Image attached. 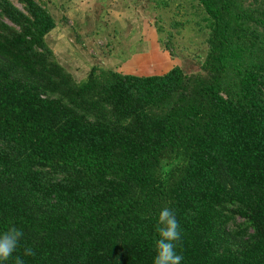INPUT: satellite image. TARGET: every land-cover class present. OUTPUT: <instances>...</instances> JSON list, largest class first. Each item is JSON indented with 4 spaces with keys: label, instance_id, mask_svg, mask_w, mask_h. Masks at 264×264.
Returning <instances> with one entry per match:
<instances>
[{
    "label": "trees",
    "instance_id": "16d2710c",
    "mask_svg": "<svg viewBox=\"0 0 264 264\" xmlns=\"http://www.w3.org/2000/svg\"><path fill=\"white\" fill-rule=\"evenodd\" d=\"M191 1L196 70L76 82L47 2L0 0V232L25 264H153L164 207L182 264H264V0Z\"/></svg>",
    "mask_w": 264,
    "mask_h": 264
},
{
    "label": "rangeland",
    "instance_id": "374dc122",
    "mask_svg": "<svg viewBox=\"0 0 264 264\" xmlns=\"http://www.w3.org/2000/svg\"><path fill=\"white\" fill-rule=\"evenodd\" d=\"M45 2L58 23L46 44L76 82L83 81L93 66L148 77L175 67L196 70L197 62L205 56V35L194 29L201 13L191 0L179 10L176 2L163 7V0ZM179 21L185 26L176 31L172 22ZM168 33L173 34L170 44L174 57L164 47Z\"/></svg>",
    "mask_w": 264,
    "mask_h": 264
},
{
    "label": "clouds",
    "instance_id": "9594fccd",
    "mask_svg": "<svg viewBox=\"0 0 264 264\" xmlns=\"http://www.w3.org/2000/svg\"><path fill=\"white\" fill-rule=\"evenodd\" d=\"M157 239L154 241L153 264H182L184 257L178 252L182 229L175 212L170 207L162 208L156 217ZM24 237L15 225L0 232V264H25L24 259L14 255ZM25 256H32V248L25 247Z\"/></svg>",
    "mask_w": 264,
    "mask_h": 264
},
{
    "label": "crops",
    "instance_id": "0c3cea01",
    "mask_svg": "<svg viewBox=\"0 0 264 264\" xmlns=\"http://www.w3.org/2000/svg\"><path fill=\"white\" fill-rule=\"evenodd\" d=\"M53 32V31H52Z\"/></svg>",
    "mask_w": 264,
    "mask_h": 264
}]
</instances>
